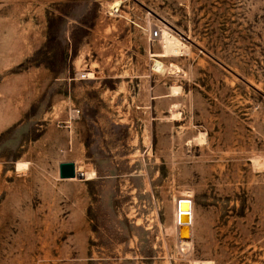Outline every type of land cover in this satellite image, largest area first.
<instances>
[{"label": "rangeland", "instance_id": "1", "mask_svg": "<svg viewBox=\"0 0 264 264\" xmlns=\"http://www.w3.org/2000/svg\"><path fill=\"white\" fill-rule=\"evenodd\" d=\"M54 153L94 177L52 183ZM0 264H264V0H0Z\"/></svg>", "mask_w": 264, "mask_h": 264}, {"label": "crops", "instance_id": "2", "mask_svg": "<svg viewBox=\"0 0 264 264\" xmlns=\"http://www.w3.org/2000/svg\"><path fill=\"white\" fill-rule=\"evenodd\" d=\"M34 94H35L34 97H36V93ZM38 94L39 93H37V95ZM40 94H42V92H40ZM66 116H67L66 113H64V115L61 116L60 119L55 120V116H53L50 113L49 115H45L40 121L36 122V127H37L36 130L38 131V136L42 138L44 142L46 143L50 142L49 140L51 139L52 135L56 134L61 139L60 143H58L57 145H20L21 150L19 157L17 158L18 160H15V162L12 165V169L10 170V172H12V174L15 175V177L16 175H18L20 178H24L25 179L24 181H28L29 177H31V175H33L36 172L37 164L33 160V155L34 153L37 152L38 148L39 149L48 148L51 151H55L58 149L61 153L66 151V149H68L69 152L72 150V145L77 144L78 136L81 134L79 128L82 126L84 127L85 120L80 119L78 121H73L69 127L58 125V122L65 120ZM51 157L54 158L52 160L54 162L52 164L53 165L52 168H50L48 173L50 172L49 174L52 177L51 180L52 183L57 184V181L61 179L59 177V169H58L59 164L65 161H71L74 163L76 168V161L74 157L61 158L56 153L52 154ZM21 159L23 160L21 161ZM24 163L26 167H24L23 171L18 172L20 170L19 166ZM7 210L8 212L14 213L20 210V208L18 209L17 207L10 206L7 207Z\"/></svg>", "mask_w": 264, "mask_h": 264}, {"label": "bare ground", "instance_id": "3", "mask_svg": "<svg viewBox=\"0 0 264 264\" xmlns=\"http://www.w3.org/2000/svg\"><path fill=\"white\" fill-rule=\"evenodd\" d=\"M119 6V3H118ZM162 50L166 53H171L177 51L176 49H180L181 45L172 37L169 33L162 31ZM183 47V46H182ZM182 49V48H181ZM179 52V50H178ZM174 54V53H173ZM169 55V54H168ZM89 77H92L90 74H87ZM257 163V162H256ZM79 171V170H78ZM81 173V172H79ZM95 175L94 171H86L83 173V176L85 179H91ZM187 198V197H186ZM178 203V208L176 206L174 214H175V226L177 228V224L179 221L178 229L176 230L178 235V241L179 245L181 246H188L190 245V222H191V216H190V210H191V202L187 200H180ZM178 209H179V216H178ZM175 228V229H176ZM178 245V246H179ZM181 248V247H179Z\"/></svg>", "mask_w": 264, "mask_h": 264}, {"label": "built area", "instance_id": "4", "mask_svg": "<svg viewBox=\"0 0 264 264\" xmlns=\"http://www.w3.org/2000/svg\"><path fill=\"white\" fill-rule=\"evenodd\" d=\"M118 9L119 6L115 7L114 12H117ZM149 36L152 37L153 39H158L161 36V27L159 25L154 24L152 29L149 30ZM79 78L85 79V78H89V76L87 75V73H81L79 75ZM66 115H67L66 119L58 122V125L69 127L73 121H76L80 117L81 112L79 108L73 107V108H69L66 111ZM76 171L78 172L77 169Z\"/></svg>", "mask_w": 264, "mask_h": 264}, {"label": "water", "instance_id": "5", "mask_svg": "<svg viewBox=\"0 0 264 264\" xmlns=\"http://www.w3.org/2000/svg\"><path fill=\"white\" fill-rule=\"evenodd\" d=\"M58 169L61 179L84 178L83 173L77 172L74 163L71 161L61 162Z\"/></svg>", "mask_w": 264, "mask_h": 264}]
</instances>
